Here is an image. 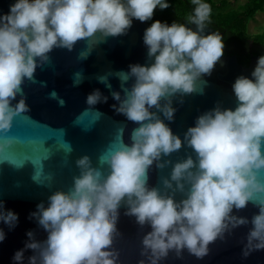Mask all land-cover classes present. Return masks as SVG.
<instances>
[{"label":"clouds","instance_id":"1","mask_svg":"<svg viewBox=\"0 0 264 264\" xmlns=\"http://www.w3.org/2000/svg\"><path fill=\"white\" fill-rule=\"evenodd\" d=\"M191 3L194 9L187 24H194L195 30L176 21L169 25L153 20L143 35L151 62L130 64L127 71L117 73L121 91L111 92L117 102L112 107L137 125L130 143L124 142L121 128L98 156L99 166L88 155L75 161L79 175L73 176L71 187L54 191L47 206L38 203L30 213L47 233L46 239L38 241L28 231L24 248L13 255L16 264H23L25 250L33 253L28 264H118L114 242L122 206L125 215L150 228L141 237L145 259L138 264H160L169 252L179 256L184 250L203 258L210 243L249 223L243 254L264 249V178L259 175L264 171V55L258 58L252 79L240 75L234 80V109L217 105L203 112L183 138L165 123L175 114L172 98L196 91L197 80L209 75L223 55L221 34H205L211 22L210 4ZM157 7L164 10L170 4L167 0H14L8 12L0 14V130L7 131L16 115L28 111L21 85L34 80L36 69L50 62L54 49L72 51L78 42L96 35H124L133 19L152 20ZM79 80L77 74L75 82ZM17 95L21 99L13 105ZM107 99L96 89L86 103L94 106ZM182 147L191 149L183 159L161 162ZM66 148L71 152L69 145ZM154 163L160 169L171 164L160 187L148 183ZM249 202L258 208L250 221L233 213ZM0 221L12 228L18 214L5 210L0 202ZM4 238L0 229V241Z\"/></svg>","mask_w":264,"mask_h":264},{"label":"water","instance_id":"2","mask_svg":"<svg viewBox=\"0 0 264 264\" xmlns=\"http://www.w3.org/2000/svg\"><path fill=\"white\" fill-rule=\"evenodd\" d=\"M13 2L0 0V14L7 13ZM159 20L169 25L173 23ZM151 23L133 19L124 35L107 38L96 35L78 42L72 51L56 48L49 53L50 62L36 69L34 80H25L21 85L28 111L16 115L7 131L0 130V202L5 210L18 214L12 228L0 221V229L5 233L4 240L0 241V264H16L13 255L24 248L29 239L28 231H32L38 241L46 239L47 233L30 213L36 211L38 203L47 206L48 197L54 191H67L71 187L73 176L79 175L75 161L80 156L88 155L92 164L99 166L98 156L116 140L121 128L124 142L130 143L131 130L137 125L113 109L112 105L117 102L111 92L121 91L117 73L127 71L130 64L151 62L143 43L144 30ZM184 24L195 30L194 24ZM214 31L223 35L210 25L205 28V34ZM260 56L252 54L249 64L245 65L235 53L223 54L211 73L197 80L196 91L172 98L175 114L172 121L165 120V123L183 138L187 128L203 112L217 105L234 109L237 100L232 84L240 75L252 79L251 72ZM77 74L79 83L75 82ZM101 77L105 78L103 82ZM96 89L108 98L107 102L89 106L86 97ZM19 99L21 95L11 103L15 105ZM66 144L71 152L67 151ZM190 152L191 149L182 147L161 162H175ZM102 170L106 173V166ZM170 171L171 164L160 169L154 163L148 173L149 185L162 186V178ZM259 175L264 178V171ZM179 198L177 193L176 199ZM125 211L124 206L119 209L116 225L119 234L114 248L119 252L118 264H138L145 259L141 256L140 240L150 228L139 226ZM257 212L258 208L251 202L243 209H233L235 215L247 217L249 221ZM251 227L249 223L226 232L222 239L209 244L208 254L203 258L198 259L187 250L179 256L169 252L160 264H264V249L243 254ZM32 254L31 250H25L23 264H28Z\"/></svg>","mask_w":264,"mask_h":264},{"label":"trees","instance_id":"3","mask_svg":"<svg viewBox=\"0 0 264 264\" xmlns=\"http://www.w3.org/2000/svg\"><path fill=\"white\" fill-rule=\"evenodd\" d=\"M170 7L154 11L152 20L162 19L177 23H187L193 14L191 0H167ZM211 6L210 26L223 32V54L235 53L241 63L248 65L252 54L264 55V34L248 32V22L257 11L264 9V0H246L236 8L229 7L227 0H202ZM249 45L253 49L249 50Z\"/></svg>","mask_w":264,"mask_h":264},{"label":"rangeland","instance_id":"4","mask_svg":"<svg viewBox=\"0 0 264 264\" xmlns=\"http://www.w3.org/2000/svg\"><path fill=\"white\" fill-rule=\"evenodd\" d=\"M229 7L236 8L246 0H227ZM248 32L253 37L255 34H264V9L257 11L248 22Z\"/></svg>","mask_w":264,"mask_h":264},{"label":"flooded vegetation","instance_id":"5","mask_svg":"<svg viewBox=\"0 0 264 264\" xmlns=\"http://www.w3.org/2000/svg\"><path fill=\"white\" fill-rule=\"evenodd\" d=\"M253 49V46L252 45H249V50Z\"/></svg>","mask_w":264,"mask_h":264}]
</instances>
